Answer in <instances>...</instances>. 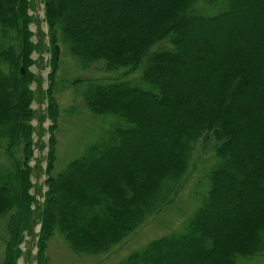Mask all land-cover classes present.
Masks as SVG:
<instances>
[{"label":"trees","instance_id":"obj_1","mask_svg":"<svg viewBox=\"0 0 264 264\" xmlns=\"http://www.w3.org/2000/svg\"><path fill=\"white\" fill-rule=\"evenodd\" d=\"M43 2L52 59L47 111L37 115L31 66L43 42L33 41L32 0H0V264H17L37 221L38 264L56 230L78 254L110 252L176 201L208 142L215 161L185 227L114 264H237L263 254L264 0ZM59 43L85 68L102 62L119 76L90 79L83 93L93 113L117 123L55 174ZM138 71L140 81L123 79ZM35 118L51 124L48 188L32 208Z\"/></svg>","mask_w":264,"mask_h":264},{"label":"rangeland","instance_id":"obj_2","mask_svg":"<svg viewBox=\"0 0 264 264\" xmlns=\"http://www.w3.org/2000/svg\"><path fill=\"white\" fill-rule=\"evenodd\" d=\"M30 15L35 19L31 25L34 33L33 41L42 40L41 52H35L33 59L36 61L31 70L36 76L32 83L35 90V100L32 104L37 115L46 113L48 99L46 90L49 87L48 75L51 71L52 47L49 28L45 22V10L43 0H32ZM230 42L229 39H227ZM60 44V43H59ZM61 45V44H60ZM218 47V46H217ZM215 49L212 47V53ZM214 54V53H213ZM60 68L57 75L54 96L57 99L60 116L57 128V162L55 174L63 171L74 159L82 156L89 146L98 140L108 136V133L117 123V117L113 114H95L84 101L83 93L90 79L109 81L119 76L118 72H108L102 62L85 68L72 57L69 50L61 45L59 49ZM141 73L138 71L123 79L140 81ZM81 80L79 82H75ZM36 127L34 134V156L30 163L33 166L31 180L33 187L31 193L35 196L32 208L42 204L47 191V156L49 152V126L51 121L46 118L42 124L38 118L33 120ZM211 142L207 143L206 150L199 148L196 165L191 170L187 186L175 202L168 205L162 212L150 217L141 227L133 232L126 240L107 253L78 254L74 252L64 235L56 230L54 236L47 243L45 252V264H114L125 259L130 253L142 249L153 239L161 237L173 231H180L186 222L197 211L207 190V175L211 164L215 161V152L211 148ZM7 156L5 150L0 147V163H5ZM205 171V172H204ZM205 173V175H204ZM202 175V176H201ZM201 176V179H200ZM0 263L5 256L4 221L0 220ZM41 224L37 221L34 234H26L21 244L22 255L17 264H38L37 233ZM237 264H264V253L253 258L239 257Z\"/></svg>","mask_w":264,"mask_h":264},{"label":"water","instance_id":"obj_3","mask_svg":"<svg viewBox=\"0 0 264 264\" xmlns=\"http://www.w3.org/2000/svg\"><path fill=\"white\" fill-rule=\"evenodd\" d=\"M22 70H23V73H24V68H22Z\"/></svg>","mask_w":264,"mask_h":264}]
</instances>
